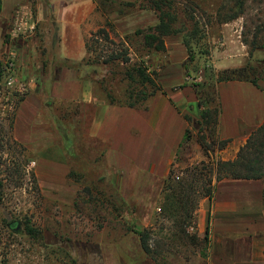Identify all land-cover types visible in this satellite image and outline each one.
I'll use <instances>...</instances> for the list:
<instances>
[{
    "label": "rangeland",
    "instance_id": "374dc122",
    "mask_svg": "<svg viewBox=\"0 0 264 264\" xmlns=\"http://www.w3.org/2000/svg\"><path fill=\"white\" fill-rule=\"evenodd\" d=\"M55 2L21 0L15 9L28 6L37 13L39 7L47 6L51 12L50 20L55 22L52 10ZM221 2L208 0L204 7L212 12L211 9L215 10ZM252 7L248 16L227 24L215 21L205 28L202 44L209 52L202 55L197 49L195 62L189 64V73L183 68L187 80L182 87L191 86L197 92L207 86L205 67L216 75L223 71L215 66L213 53L216 49L221 52L229 47L230 55L237 57L246 54L243 66L251 60L250 46L244 39L252 40L256 26L264 21V5L259 8V5L252 4ZM109 8L107 6V10ZM105 13L103 27L110 24L107 28L115 45L100 37L95 54L97 59L102 61L112 51L124 49L132 61L124 64L118 60L98 67V76H92V79L101 86L102 98L108 102L109 97L120 103L130 101L131 88L126 72L136 63H143L151 75L157 73V82L162 87L159 69L167 66V50L164 53L142 48L137 51L136 45L129 46L131 40L139 44L135 41L137 37L129 39L128 44L126 41L138 29L129 34L118 32L115 23L122 17L117 12ZM12 24L13 20L10 30ZM37 31L36 36H41ZM259 39H264V31ZM169 40L181 41L178 37L166 38ZM263 58L264 52L257 50L252 61L257 64V59ZM44 92L47 106L39 113L36 126L39 136L30 142L23 143L15 138L21 104L13 112H16V120L11 134L6 121L9 111L0 105V177H4L3 198L0 200V264H86L84 260L88 264H114L116 260L119 264H209L207 242L196 233L197 210L193 212V222L187 221L185 231L177 224L183 194L166 190V183L162 185L149 175L134 172L126 176L114 170L106 157L108 146L88 138V118L80 115L78 102H49L48 88ZM146 102H139L138 107H145ZM216 104L217 100L209 106L215 107ZM205 106L208 104L198 106L197 118L189 116L193 125L191 140L175 160L173 169L177 179L187 176L194 167L207 173L205 164L213 161V149L207 153L202 145L203 136L208 137L209 129L201 133L197 125L194 126V121L201 123ZM14 140L20 143L19 146ZM55 164L56 173L52 172ZM5 219H19L22 230L11 229ZM28 224L36 230L35 233L27 230ZM143 230H148L152 236V255L142 247L138 231ZM97 245L105 249L99 252ZM121 249L126 252L119 253Z\"/></svg>",
    "mask_w": 264,
    "mask_h": 264
},
{
    "label": "crops",
    "instance_id": "0c3cea01",
    "mask_svg": "<svg viewBox=\"0 0 264 264\" xmlns=\"http://www.w3.org/2000/svg\"><path fill=\"white\" fill-rule=\"evenodd\" d=\"M20 1L2 0L0 7V60L5 62L8 53L16 50L19 78L33 88L19 108L15 138L24 143L39 136L36 126L41 109L47 106L43 94L48 88L49 102H78L80 115L88 118V138L108 146L106 157L114 170L126 176L139 172L164 185L187 129H193L186 116L197 118L199 109L195 89L182 87L187 80L183 72L189 56L186 45L166 41L168 63L159 69L162 91L150 97L145 107L111 104L102 98L101 86L92 79L97 72L77 69L91 56L87 47L91 36L105 24L107 14L99 2L56 0L52 22L47 6L39 7L37 13L28 6L15 9ZM12 20L13 24H23L26 31L31 25L37 28L11 39ZM158 21L153 11L138 10L118 18L115 27L129 34L143 26H156ZM37 29L41 36H36ZM237 56L230 55L229 47L221 52L216 49L213 57L217 70L242 67L246 54ZM218 93L221 113L216 135L228 144L217 149L212 160H234L250 135L264 123V77L258 85L222 82ZM196 125L199 129L198 121H194ZM53 168L56 173L57 165ZM196 215V233L207 242L209 264H264V179L215 180L212 200L203 198ZM102 249L105 247L99 246L97 251ZM125 252L121 249L119 253Z\"/></svg>",
    "mask_w": 264,
    "mask_h": 264
},
{
    "label": "trees",
    "instance_id": "16d2710c",
    "mask_svg": "<svg viewBox=\"0 0 264 264\" xmlns=\"http://www.w3.org/2000/svg\"><path fill=\"white\" fill-rule=\"evenodd\" d=\"M207 1L208 0H102L99 5L105 12H117L120 17L133 14L138 10L153 11L159 19L158 24L148 29H138L134 35L128 36L127 42H129V39L135 37L141 38H136L135 40L139 44H135V42L131 40L129 46L136 45L137 51H140L142 48L148 49L149 51L164 53L167 50L166 38L178 37L186 45L189 53L187 60L183 64V67L189 73L188 67L190 63L195 62L197 49H199L202 55H207L209 52L207 47L202 44L205 37V28L210 27L215 21L218 24H227L240 17L250 15L249 11L250 8H253L252 4L259 5V8L264 5V0H222L217 8L215 10L211 9L212 12H210L204 7ZM107 6L110 7L108 10ZM213 7L214 4L212 5V8ZM109 25L110 24H107V27H109ZM107 27H102L93 33L87 43L91 56L84 64L77 67L78 70L81 71L83 68H87L88 70L86 71L88 72L90 70L91 72H97L98 67L101 66L102 63L111 64L118 60H122L124 64H131L132 58L129 52L124 49L112 51V53L106 58L104 57L102 61L101 59H97L98 56L95 54L100 45V37L102 40L115 45V41H113L110 36V29ZM263 31L264 21L256 26L252 40L245 37L244 42L250 46L251 57V60H249L245 66L226 69L218 73V75L212 73V69L210 71L208 67L203 68L207 75V86L197 89L196 94L199 107L208 104V106L204 108L201 116V123H199V130L201 133H204L205 129H209L210 131L208 135L209 138L204 135L202 140V145L207 153H210L211 149H213L214 152L217 149H223L228 144L227 140H220L216 135L221 113L218 93L219 84L226 81H248L258 85L259 79L264 75V58L257 59V64L252 61L254 53L257 50H262L264 52V39H261V41L259 39ZM4 67V62L0 60V83L4 78ZM155 75H157V73L151 75V73L148 72V68L143 63L132 65L126 72L131 88L128 97L130 101L128 103H120L115 101L112 97H109L110 103L130 107L138 106V103L141 101L144 103L150 97L162 91V87L157 82ZM24 99L25 98H21L19 100L18 106H20ZM216 100V106L210 107L209 104L215 103ZM186 119L189 122L191 121L189 116H186ZM15 120L16 112L15 114L9 113L7 115L6 121L9 126L8 133L10 134L14 128ZM190 140V129H187L185 140L181 144L179 153ZM14 144L19 146L20 143L14 140ZM179 153L177 156H179ZM175 162L172 164L169 177L166 181V190H176L183 194L182 205L178 207L181 217L177 224L179 228H184L185 231L187 224L193 222V212L199 208L200 200L206 197L212 200L215 192L213 175L217 182L225 178L244 180L264 179V123L250 135L247 143L241 148L236 159H220L210 161L208 164L204 163V168L207 170V173H204L199 167H194L187 176L177 179V174L173 169ZM208 173H210V175H208ZM2 178L0 177V200L3 198L4 188V179ZM5 221L11 229L17 231L22 230L19 219H5ZM26 228L30 233L36 232L29 224ZM138 233L144 251L152 255L154 250L150 232L148 230H143L138 231Z\"/></svg>",
    "mask_w": 264,
    "mask_h": 264
},
{
    "label": "built area",
    "instance_id": "2783aa9c",
    "mask_svg": "<svg viewBox=\"0 0 264 264\" xmlns=\"http://www.w3.org/2000/svg\"><path fill=\"white\" fill-rule=\"evenodd\" d=\"M36 25L28 27L27 31L23 30V24L14 22L11 29L10 38L17 39L23 37L28 32H34ZM18 53L16 50H11L8 53V58L4 62V78L0 83V105L7 108L9 113L16 111L19 105V100L25 98L31 92V83L21 80L18 75Z\"/></svg>",
    "mask_w": 264,
    "mask_h": 264
}]
</instances>
